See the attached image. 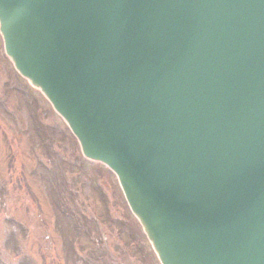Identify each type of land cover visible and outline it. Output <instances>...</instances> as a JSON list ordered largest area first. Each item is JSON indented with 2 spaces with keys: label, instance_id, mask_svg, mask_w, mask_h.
<instances>
[{
  "label": "water",
  "instance_id": "obj_1",
  "mask_svg": "<svg viewBox=\"0 0 264 264\" xmlns=\"http://www.w3.org/2000/svg\"><path fill=\"white\" fill-rule=\"evenodd\" d=\"M0 33L161 264H264V0H0Z\"/></svg>",
  "mask_w": 264,
  "mask_h": 264
},
{
  "label": "rangeland",
  "instance_id": "obj_2",
  "mask_svg": "<svg viewBox=\"0 0 264 264\" xmlns=\"http://www.w3.org/2000/svg\"><path fill=\"white\" fill-rule=\"evenodd\" d=\"M14 71L0 38V264H75L72 249L79 264L102 254L100 264H159L141 234L142 254H125L134 218L116 179L83 157L61 118ZM92 225L104 246L95 236L91 248Z\"/></svg>",
  "mask_w": 264,
  "mask_h": 264
},
{
  "label": "flooded vegetation",
  "instance_id": "obj_3",
  "mask_svg": "<svg viewBox=\"0 0 264 264\" xmlns=\"http://www.w3.org/2000/svg\"><path fill=\"white\" fill-rule=\"evenodd\" d=\"M120 223L124 224L125 226H127V224L123 222V219H120ZM136 225H134L133 227H131V226L128 227L129 232H132L136 236L134 238V241H132L129 244H126V246L122 249L125 252V254L128 255V257H130L131 255L137 256L139 254H142L141 253L142 252V246L140 244V239L138 238V234H141V232H140V230L138 229V227ZM116 233L117 232H115V234ZM112 236H115V235L113 234ZM103 239H104V241L106 240V236L105 235H104ZM141 256L139 258H135L131 263H135L137 261L141 262L142 260H144V259H142L143 257H141ZM146 261L147 260H145V262ZM112 264H115V263L112 261Z\"/></svg>",
  "mask_w": 264,
  "mask_h": 264
}]
</instances>
